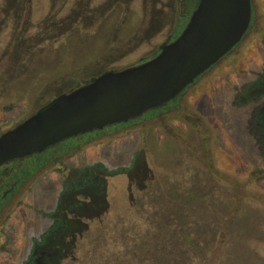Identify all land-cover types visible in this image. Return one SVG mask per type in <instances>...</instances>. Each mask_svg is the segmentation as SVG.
<instances>
[{"label": "rangeland", "instance_id": "1", "mask_svg": "<svg viewBox=\"0 0 264 264\" xmlns=\"http://www.w3.org/2000/svg\"><path fill=\"white\" fill-rule=\"evenodd\" d=\"M252 4L243 40L187 90L181 113L176 105L150 124L145 141L139 130L89 144L12 196L0 264H42L73 227L87 229L61 241L57 264H264V177L251 182L264 172V0ZM189 9L185 0H0V137L80 82L150 58ZM139 174L153 180L148 189L131 183ZM174 182L180 189L164 195ZM189 189L206 198L175 206ZM99 204L106 210H83ZM227 223L233 234L222 239Z\"/></svg>", "mask_w": 264, "mask_h": 264}, {"label": "water", "instance_id": "2", "mask_svg": "<svg viewBox=\"0 0 264 264\" xmlns=\"http://www.w3.org/2000/svg\"><path fill=\"white\" fill-rule=\"evenodd\" d=\"M252 6V0H200L187 27L155 58L86 81L4 133L0 167L65 140L135 121L186 92L243 40Z\"/></svg>", "mask_w": 264, "mask_h": 264}, {"label": "trees", "instance_id": "3", "mask_svg": "<svg viewBox=\"0 0 264 264\" xmlns=\"http://www.w3.org/2000/svg\"><path fill=\"white\" fill-rule=\"evenodd\" d=\"M187 90H186V92H187ZM186 92H182L175 99H171L169 102L165 103L162 107H159L158 109H155L154 111L148 112L147 114L143 115L141 118H139V119H137L135 121H132V122H129V123H126V124L114 125V126H111V127H107L104 131H101V132L99 131V132L89 133L87 135H80L78 137L71 138V139L76 140L74 142V145L70 146L69 148H67L66 152L64 154H62L57 161H54V162H52L50 164V167L51 166L52 167L56 166V163L59 165L61 162L65 161V159H69L71 156H73V155H75L77 153H80L89 144L98 143V142H101L103 140H110V139H113V138L118 137V136L123 135V134H129V133H132L134 131L142 130L143 139L145 141L147 139L146 130L148 129L149 125L153 124V122L155 123V122H158L160 120L166 121L167 118L169 117V112L173 108H175L176 105L177 106L179 105L180 100L185 96ZM179 107L180 106L177 107V111L179 113H181V110L179 109ZM194 116H196V118H197V124L198 125L201 123L202 125L204 124V128L205 129L213 128L211 126V124L209 123L207 118H204V117L200 116V114L194 115ZM181 117H183L185 119L184 116H181ZM78 140H80V141H78ZM157 174H159V173H157ZM259 177H264V172H256V173H254V177L251 179L252 180L251 182L256 181L257 179H259ZM254 179H256V180H254ZM152 181H153L152 179H146V176H141L139 174L138 177H136V178L134 177L131 180V183L135 184L134 182H136L137 187L144 190V188L148 189L149 186H151ZM144 182H145V184H144ZM176 183L174 182V184L177 185L176 187L174 185H168L166 188H165V186H161L162 190H165L164 195L169 196L170 192H174L175 190H177L176 188L180 189L179 188V183L178 182H176ZM143 184H144V186H143ZM159 185H160L159 181H156L153 184V186H155V188L157 187V189L159 188ZM151 188H154V187H151ZM190 190L191 189H189V192H188L187 196L182 197L181 199H174V198L171 199V200H173V203L176 204L175 206H177V207L180 206L182 208L185 207V206H191V205L194 204V201L196 200V198H198V197L206 198L205 195L202 194V192L199 191L198 193L197 192L193 193ZM130 191H131V189H130ZM236 191H238V190H236ZM178 196L179 195H177V197ZM237 200L238 201L235 200L236 208H238L240 206L239 208L242 209L243 206L241 205V203L243 201L239 200V199H237ZM259 200L263 201V203H264V199L262 197ZM81 206H80V210L84 207L83 210L86 209L85 210V212H86V211H89L91 209L94 210V208H95L97 213L103 212L107 208L105 206V204H103V205L99 204L97 206H94V205L90 206L89 205V206H86V207L85 206L81 207ZM75 207H76V205H75ZM91 207H94V208H91ZM82 212L83 211H79V213H82ZM177 213H178V217L183 216L182 213H180L178 211H177ZM241 215H242V213L239 210H237L234 213V216L238 217V218H241ZM225 226H226V224H225ZM233 226L234 225H231V224L227 223V227H226L227 230H225V228H224L221 231V233H220V236L222 237V239H223V237H230V235L233 234ZM69 228H71V227H69ZM250 228H252V227H250ZM85 229H87V228L80 227L79 229L78 228L76 229V228L73 227V229H69V230H67L66 233H64L65 236L59 235L58 237H56V242H54L55 244L51 243V245L54 244V246L50 245V247L45 248V250H46V251L44 250L45 251V255H43L41 253L42 254V258H41L42 264H57V262H59L58 260H59L60 256L57 257L56 255H58V254L62 255V253L67 249V247H62L61 241L62 240L64 241L65 239H67V238H69V237H71V236H73L75 234H78V233H80L79 235L83 236V232H84ZM256 230L257 229H253V232L256 231ZM244 232H246L248 235L251 234L249 227H248V230H246V231L244 230ZM253 232H252V234H253ZM252 236H254V235H251V237ZM252 240L255 241L254 237H252ZM57 245L59 247H61V248H58L56 250V246ZM141 251H144V249H142Z\"/></svg>", "mask_w": 264, "mask_h": 264}, {"label": "flooded vegetation", "instance_id": "4", "mask_svg": "<svg viewBox=\"0 0 264 264\" xmlns=\"http://www.w3.org/2000/svg\"><path fill=\"white\" fill-rule=\"evenodd\" d=\"M190 7L188 13L191 17L172 35L171 42L174 41L187 27L193 14L197 10L200 0H185ZM252 14H254V7L252 6ZM169 38V39H170ZM168 39V40H169ZM167 40V41H168ZM166 41V42H167ZM159 50L156 51L150 58L145 61L155 58ZM89 81V80H87ZM86 82V81H85ZM84 82H80L83 84ZM77 87V86H76ZM81 140V139H80ZM78 140V141H80ZM74 139H68L55 146L48 148L42 153H37L33 156L12 161L0 167V215L4 210L5 205L9 202L13 195L21 189L25 183L30 181L41 170L48 167L52 162L57 161L62 154H64L70 146L74 145Z\"/></svg>", "mask_w": 264, "mask_h": 264}]
</instances>
